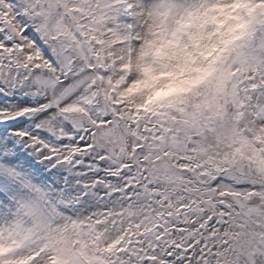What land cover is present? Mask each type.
<instances>
[{
	"label": "snow or ice",
	"instance_id": "obj_1",
	"mask_svg": "<svg viewBox=\"0 0 264 264\" xmlns=\"http://www.w3.org/2000/svg\"><path fill=\"white\" fill-rule=\"evenodd\" d=\"M0 264H264V0H0Z\"/></svg>",
	"mask_w": 264,
	"mask_h": 264
},
{
	"label": "clouds",
	"instance_id": "obj_2",
	"mask_svg": "<svg viewBox=\"0 0 264 264\" xmlns=\"http://www.w3.org/2000/svg\"><path fill=\"white\" fill-rule=\"evenodd\" d=\"M176 72L178 73V75L175 77V83L172 85V87L180 88L186 86L188 81L185 78L188 75V73L187 72L180 73L179 69H176ZM192 75L195 76L196 73H192ZM164 91H165L164 89H160L157 92L152 93L151 98L156 99L158 96L162 95Z\"/></svg>",
	"mask_w": 264,
	"mask_h": 264
}]
</instances>
